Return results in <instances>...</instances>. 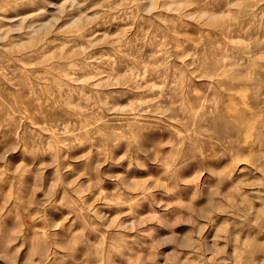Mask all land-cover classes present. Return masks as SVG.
I'll list each match as a JSON object with an SVG mask.
<instances>
[{
	"label": "rangeland",
	"instance_id": "obj_1",
	"mask_svg": "<svg viewBox=\"0 0 264 264\" xmlns=\"http://www.w3.org/2000/svg\"><path fill=\"white\" fill-rule=\"evenodd\" d=\"M0 264H264V0H0Z\"/></svg>",
	"mask_w": 264,
	"mask_h": 264
}]
</instances>
